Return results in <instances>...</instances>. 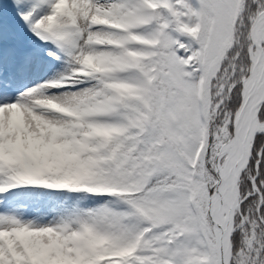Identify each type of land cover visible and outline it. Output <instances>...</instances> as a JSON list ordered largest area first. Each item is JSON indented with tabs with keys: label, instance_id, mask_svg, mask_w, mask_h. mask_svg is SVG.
<instances>
[{
	"label": "snow or ice",
	"instance_id": "6c2138e0",
	"mask_svg": "<svg viewBox=\"0 0 264 264\" xmlns=\"http://www.w3.org/2000/svg\"><path fill=\"white\" fill-rule=\"evenodd\" d=\"M10 3L0 264H264V0Z\"/></svg>",
	"mask_w": 264,
	"mask_h": 264
},
{
	"label": "bare ground",
	"instance_id": "6f19581e",
	"mask_svg": "<svg viewBox=\"0 0 264 264\" xmlns=\"http://www.w3.org/2000/svg\"><path fill=\"white\" fill-rule=\"evenodd\" d=\"M35 39L36 37L30 35V33H26L25 36L22 34V37L19 41V43L24 42V46L37 48L40 50L39 56L34 62L32 69L27 73V75L18 81L17 87L19 90H23L24 87L32 86V84L53 75L64 67L61 62H55L51 58L46 57L42 51L45 45H37L34 41ZM22 199H25V197H22Z\"/></svg>",
	"mask_w": 264,
	"mask_h": 264
},
{
	"label": "rangeland",
	"instance_id": "374dc122",
	"mask_svg": "<svg viewBox=\"0 0 264 264\" xmlns=\"http://www.w3.org/2000/svg\"><path fill=\"white\" fill-rule=\"evenodd\" d=\"M12 7L10 0H0V16L8 17L11 15ZM27 32L23 33L25 36ZM37 45L41 44L44 45L43 42L39 41L37 38L34 40ZM22 46L25 45L24 42L20 43ZM31 46V45H30ZM36 197H31V199H35ZM25 199H29L28 197H25Z\"/></svg>",
	"mask_w": 264,
	"mask_h": 264
}]
</instances>
